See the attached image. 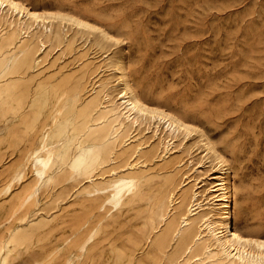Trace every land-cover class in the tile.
<instances>
[{"label":"rangeland","instance_id":"obj_1","mask_svg":"<svg viewBox=\"0 0 264 264\" xmlns=\"http://www.w3.org/2000/svg\"><path fill=\"white\" fill-rule=\"evenodd\" d=\"M15 1L45 23L0 12V264H218L206 218L264 240V0ZM131 93L183 129L123 123Z\"/></svg>","mask_w":264,"mask_h":264},{"label":"bare ground","instance_id":"obj_2","mask_svg":"<svg viewBox=\"0 0 264 264\" xmlns=\"http://www.w3.org/2000/svg\"><path fill=\"white\" fill-rule=\"evenodd\" d=\"M15 3L17 8H13L12 5ZM0 12L9 13L18 16L20 21H23L24 24L31 26L41 25L45 23L43 18L39 17L37 13L29 11L21 3L15 0H2L0 2ZM124 111L120 116V119L123 123L128 122L131 125L139 123V119L144 117L151 116L152 118L166 122L168 128L174 131H181L183 128L179 126L176 122L167 120L165 117L157 114H152L142 103V101L134 94H127L124 97ZM119 118V117H118ZM213 193L219 194L215 196L211 201L213 204L225 203V208L228 209V214L230 206L228 205L227 188L225 182H221L216 185L215 189L212 190ZM195 208V209H194ZM204 206L202 203H198V197L194 200V205L189 210V215L194 216L193 212L199 211L196 215L202 212ZM194 209V210H193ZM230 216L227 217V224L218 225L211 218H206L203 221L201 226L202 231L209 237L211 240H215V249L212 246H208V254L217 259L218 264H264L263 255L264 247L261 245L264 244V240L256 241L250 238L242 236L236 229L233 231H228L226 227L230 224ZM190 221L185 220L183 223V228L190 226ZM180 234V233H179ZM203 237L198 238L195 243H198L202 240ZM256 246L258 248V253H254L250 248ZM192 251V248L190 249ZM202 259H197L195 263H202Z\"/></svg>","mask_w":264,"mask_h":264},{"label":"snow or ice","instance_id":"obj_3","mask_svg":"<svg viewBox=\"0 0 264 264\" xmlns=\"http://www.w3.org/2000/svg\"><path fill=\"white\" fill-rule=\"evenodd\" d=\"M0 2H2V0H0ZM12 7L17 8V5L15 3H13ZM261 246L264 247V244H262Z\"/></svg>","mask_w":264,"mask_h":264}]
</instances>
